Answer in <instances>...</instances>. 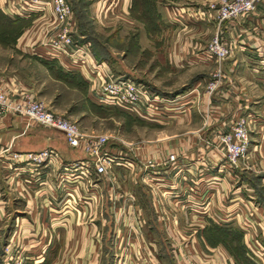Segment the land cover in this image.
I'll return each instance as SVG.
<instances>
[{
  "label": "crops",
  "instance_id": "1",
  "mask_svg": "<svg viewBox=\"0 0 264 264\" xmlns=\"http://www.w3.org/2000/svg\"><path fill=\"white\" fill-rule=\"evenodd\" d=\"M119 1V7L123 5L127 8L128 0ZM207 1L214 0H169L160 4V7L165 14L173 15L179 13V10H190L192 6L189 5L203 7ZM93 5L95 13L100 14V1ZM106 11L108 10L101 13ZM184 20V24H181L185 29L193 27V19L185 17ZM220 34L231 47L228 58L218 64L224 76L221 90L212 96L203 92L208 78L204 69L209 67L202 66L204 69L201 67V71H194V54L190 48L192 40L186 37L168 40V52L160 55L159 59L154 56L152 62L155 74L152 94L161 99L158 112L147 115L142 111L140 114L145 122L170 126L171 131L139 138L132 142L136 144L135 148L129 144L126 148H119L113 142L107 144L116 154L132 158L136 162L135 165L123 166V171L139 176L136 181L140 192L138 202L145 208L159 244L162 243V232L158 228V222L164 219L182 221L185 212L190 222L201 220L199 218L213 221L208 213L193 209L183 212L180 207L176 209L172 200L179 198L182 199L179 201L197 205L202 201L212 204L215 199V205L221 207L224 198L237 192L231 191L232 185L237 180L240 181L242 171L258 172L256 168L260 173L264 171L262 166L258 169L260 166L257 162L254 166H249V162L243 161L241 166L237 163L230 167L216 147L217 134L225 131L229 122L239 114L246 112L257 118L256 114L260 110L264 119V2L257 4L255 10L247 16L222 23ZM145 45L147 44L143 46ZM195 58L203 64L208 59L206 54ZM194 72L198 73L195 78ZM11 82L7 80L3 85L15 90L16 85ZM89 92L93 96L90 88ZM30 126L35 124L23 117H0V235L10 240L21 239L22 248H26L24 253H28V256L33 253L31 264H112V241L111 244L107 241L109 248L106 246V239H113L118 220L116 212L110 207L112 203L109 205L107 200L97 212L93 200L90 206L94 209L86 217L84 211L81 214L78 209H72L69 205L65 207L68 200H64L63 190L55 178L60 161L68 163L80 160L83 152L81 149L70 148L61 134L49 129L44 128L45 136H34ZM38 137L40 142L36 140ZM46 147L55 148L60 159L37 170L19 163L15 164L18 169L9 168L8 160L13 151H37ZM168 154H173L174 159L170 160ZM12 173H16L15 182L8 181ZM73 183L70 181L68 185L71 187ZM238 184L245 186L246 182L240 181ZM194 190H199L200 193H194ZM237 200L238 196L231 199L233 202ZM237 205L234 203L226 210L224 206L219 208L222 216H232L222 220H239L237 215L233 216ZM261 208L262 211L264 208ZM138 211L141 213L140 209ZM260 217L259 231L262 235L264 214L260 213ZM251 229H247L246 237L254 242L253 234L257 230ZM219 230L221 231L217 233L220 236L215 243L207 240L210 234L204 227L200 232L194 231V235L191 232L187 236L190 238L185 247L187 251L181 249L178 252L177 248L174 249L176 259L181 261L180 264H257L247 252V249L252 252L248 242L247 249L246 246L241 248L239 244L234 246L235 250H229L225 245L226 239L234 244L238 230ZM93 238H100V243L93 244ZM197 238L200 239L202 248L195 246ZM13 244L16 248L19 247L18 243ZM99 248L102 253L99 256L100 262L98 260L96 263L95 255L99 253ZM262 254L264 251L261 256ZM169 264L179 263L169 257Z\"/></svg>",
  "mask_w": 264,
  "mask_h": 264
},
{
  "label": "rangeland",
  "instance_id": "2",
  "mask_svg": "<svg viewBox=\"0 0 264 264\" xmlns=\"http://www.w3.org/2000/svg\"><path fill=\"white\" fill-rule=\"evenodd\" d=\"M96 1H100L101 11L105 9L108 11L105 13L100 11V14H96L93 10V4ZM168 1L128 0V6L124 8L123 5L119 7L121 2L119 0H70V21L75 42L86 45L94 59L97 62H105L114 76L130 78L143 85L150 93H154L152 84L155 75L152 69L154 56L159 59L160 55L168 52V40L186 37L192 40L190 48L194 54L195 61L192 63L194 71H201L202 66L209 67L205 69L202 67L208 77L203 86V92L207 96H212L218 90H221L224 79L223 71L218 64L228 57L216 60L207 56L206 65L201 63L195 56L199 57V55L207 54L206 47L215 34L218 33L222 39L220 34L222 23L218 25L214 12L208 9L210 3L218 0L207 1L203 7L189 5L192 6L190 10H179V13L173 15L165 14L160 7V4ZM184 16L193 19L192 28L185 29L183 27L181 23L184 24L185 22ZM58 24L53 22L48 14H37L27 19L12 18L0 9L1 86H3V82L7 80L11 82L13 79L11 83L14 86L16 85L15 89H22L33 94L36 99L42 101L52 111L74 121L85 133H106L110 135L108 143L113 142L119 148H126L128 144L135 148L136 144L132 142L139 138L152 137L154 134L171 131L170 126L145 122L138 112L131 111L130 113L129 110L128 113L125 107L100 103L91 95L88 85L81 80L78 72L64 68L57 61L49 62L37 57L35 52L41 48V42L46 38H50L59 28L63 27V25ZM223 42L225 41L223 40ZM144 44L147 45L143 46ZM225 44L227 43L225 42ZM195 75L198 76V73L195 74L194 72L193 78L196 77ZM211 81H217L216 87L212 90L208 86ZM6 89L10 90V93L13 91L7 87ZM258 113L256 114L257 118L256 116H249L246 112L239 114L229 122L225 131L217 134L216 147L222 154L224 161L226 158L222 137L230 132L237 119L243 118L249 122V125H247L248 146L235 164L238 163L241 166L244 161L245 163L249 162V166H254L257 162L260 166L258 169L264 167V153H262L264 150V119L260 115V110H258ZM44 128L58 132L37 124L29 127L34 132V136L40 135V137L45 136ZM36 140L40 142L41 139L38 137ZM51 149L56 151L53 147ZM170 155L173 154H168V158ZM83 158H85L84 152ZM128 160L132 161L131 165L136 164L134 159L129 158ZM256 171L258 172L242 171L240 181L246 182V185L240 186L238 184L240 181L237 180L238 183L235 182L231 190H237V192L230 194L229 198H224L221 205L226 210L237 203L238 205L234 208L236 212L233 216L237 215L240 221L237 219L222 220V218L228 219L232 216H222L219 210L221 207L215 205V199L212 204L208 201L205 203L202 201L197 205L179 201L182 200L179 198H176V201L172 200L176 209L180 207L183 212L186 209H193L205 214L208 213L212 216L213 221L199 218L202 221L190 222L186 213L182 212L184 215L182 221H172L170 218L171 220L164 219L158 222V228L162 232V243H160L162 248L158 243L156 234L152 231L145 208L138 202L140 192L136 181L139 176L126 173L120 164L111 169L107 179L96 177L93 174L88 183L80 178L75 179V181L81 183L72 184L74 194L66 196L68 201L65 207L69 205L72 209H78L81 214L84 211L86 217H88L94 209L90 206L93 200L96 203L97 212L100 208H103L107 200L109 205L112 203L110 207L112 211L116 212V219H118L113 239H106V244L107 241L109 244L112 241L111 247L114 254L112 264H169V257L174 258L180 264L181 261L178 258L176 259L174 249L177 248L175 250L178 252L181 249L187 251L185 247L190 239L187 236L191 232L194 235V231L200 232L202 227L209 230L206 231L210 234V237L207 236V240L212 243L217 242L216 240L220 236L217 233L221 231L219 228L226 230L231 228L240 231L239 233L236 231L234 244L230 239L224 241L225 245L228 246L227 248L229 250L231 248L236 249L234 246L240 244L241 248L244 249L246 244L249 243V247L252 249L251 252L246 246L249 256L254 258L255 263L264 264V254L261 256V252L264 251V233L262 236L260 235L261 231H259L260 213L264 214V209L261 211V207L264 208V205H262L264 204V171L260 173L257 168ZM15 177L12 173L8 177V181L15 182L17 180ZM55 178L57 183L61 181L58 173L55 174ZM93 184H95L94 187L90 186ZM61 185L60 187H62ZM195 192L200 193L199 190H194ZM234 196H238L239 200L231 201ZM137 204L141 207L139 208ZM138 209L141 210V213ZM217 225H220V227ZM249 227L255 228L257 232L259 231L256 232L257 234H253L254 242L246 237L247 229H251ZM259 235L260 237H258ZM92 240L93 244L100 243V238H93ZM13 243H18L19 247L17 248L21 250L26 249L22 248L21 239L19 241L17 239L10 240L0 235V255L2 256L7 245H13L14 247ZM194 244L202 248L200 239H195ZM106 246L108 247V244ZM98 251L99 253L95 255L96 263L98 260L100 262L99 256L102 253H100V248ZM27 254L25 256L29 255ZM31 255L33 256V253L28 256L29 262L32 261ZM181 257L183 258V255ZM86 258L88 259V257ZM183 264H187V262Z\"/></svg>",
  "mask_w": 264,
  "mask_h": 264
},
{
  "label": "built area",
  "instance_id": "3",
  "mask_svg": "<svg viewBox=\"0 0 264 264\" xmlns=\"http://www.w3.org/2000/svg\"><path fill=\"white\" fill-rule=\"evenodd\" d=\"M261 2L264 0H218L210 3L208 9L214 12L218 25H221L228 20L247 16ZM0 9L12 18L27 19L37 14H48L53 22L63 25L54 35L41 42V48L35 55L46 60H55L63 67L77 71L89 85L93 97L100 103L125 107L138 113L144 111L147 115L158 112L161 99L130 78L114 76L105 62L94 59L86 45L75 42L70 21L71 3L68 0H0ZM206 53L210 58L222 60L230 55L231 47L217 33L208 43ZM1 85L0 117H23L30 123L54 129L61 133L71 148L84 152L83 159L59 163L57 173L61 178L59 183L62 184L65 201L68 200L66 196L74 194L73 187L68 185L70 181L81 183L75 181L80 178L88 183L92 174L107 179L115 165H131L132 161L107 147L110 135L85 133L74 121L52 111L33 94L22 89H15L10 93L6 86ZM216 85L217 81L208 84L210 90ZM247 125L248 120L237 119L230 132L222 137L225 161L230 167L236 165V161L242 157L248 146ZM58 159L60 157L55 150L43 148L37 151H13L8 164L12 170L19 168L15 165L17 163L30 165L37 170ZM169 159L173 160L174 155H170ZM90 186L94 187L95 184ZM24 252L13 245H7L0 264H31Z\"/></svg>",
  "mask_w": 264,
  "mask_h": 264
},
{
  "label": "trees",
  "instance_id": "4",
  "mask_svg": "<svg viewBox=\"0 0 264 264\" xmlns=\"http://www.w3.org/2000/svg\"><path fill=\"white\" fill-rule=\"evenodd\" d=\"M42 60H44V61H49V62H54L55 60H46V59H43V58H41ZM79 74V73H78ZM79 76H80V78H81V80L85 83V84H87L83 79H82V77H81V75L79 74Z\"/></svg>",
  "mask_w": 264,
  "mask_h": 264
}]
</instances>
